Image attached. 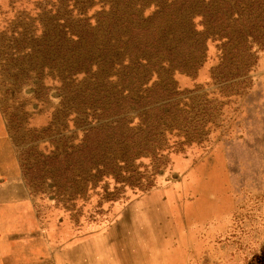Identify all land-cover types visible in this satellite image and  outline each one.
Segmentation results:
<instances>
[{
	"label": "rangeland",
	"instance_id": "1",
	"mask_svg": "<svg viewBox=\"0 0 264 264\" xmlns=\"http://www.w3.org/2000/svg\"><path fill=\"white\" fill-rule=\"evenodd\" d=\"M132 263L264 264V0H0V264Z\"/></svg>",
	"mask_w": 264,
	"mask_h": 264
},
{
	"label": "trees",
	"instance_id": "2",
	"mask_svg": "<svg viewBox=\"0 0 264 264\" xmlns=\"http://www.w3.org/2000/svg\"><path fill=\"white\" fill-rule=\"evenodd\" d=\"M90 135H85L83 138V141H81L82 143L80 144V150L79 153H88L90 154V152L92 151V141H90L89 139Z\"/></svg>",
	"mask_w": 264,
	"mask_h": 264
},
{
	"label": "bare ground",
	"instance_id": "3",
	"mask_svg": "<svg viewBox=\"0 0 264 264\" xmlns=\"http://www.w3.org/2000/svg\"><path fill=\"white\" fill-rule=\"evenodd\" d=\"M245 170V169H244ZM188 188V187H187ZM209 209V208H208ZM125 215V214H124ZM127 216V215H126ZM129 220V219H128ZM119 223V222H118ZM118 225V224H117ZM154 235V234H153ZM123 240H125L124 238H123ZM127 248V247H126ZM129 251V250H128ZM129 255V254H128ZM130 256V255H129ZM133 264V263H132Z\"/></svg>",
	"mask_w": 264,
	"mask_h": 264
}]
</instances>
